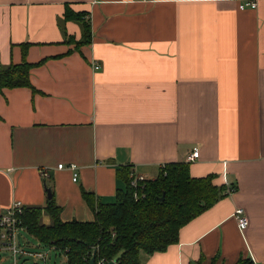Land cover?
Returning a JSON list of instances; mask_svg holds the SVG:
<instances>
[{
    "label": "crops",
    "instance_id": "obj_1",
    "mask_svg": "<svg viewBox=\"0 0 264 264\" xmlns=\"http://www.w3.org/2000/svg\"><path fill=\"white\" fill-rule=\"evenodd\" d=\"M247 1L0 0V66L27 43L38 91L0 92V212L48 185L64 222L92 221L84 189L114 203L118 168L153 180L197 149L191 175L230 192L142 264H264V0Z\"/></svg>",
    "mask_w": 264,
    "mask_h": 264
},
{
    "label": "trees",
    "instance_id": "obj_2",
    "mask_svg": "<svg viewBox=\"0 0 264 264\" xmlns=\"http://www.w3.org/2000/svg\"><path fill=\"white\" fill-rule=\"evenodd\" d=\"M85 15L69 8L66 13L67 18L85 25L87 35L90 24L83 19ZM88 42L89 39L78 42L76 49ZM27 46L22 45L24 58L20 64L0 66V92L27 87L38 93L30 81L31 68L36 65L26 60ZM131 170L128 166L118 168L117 178L124 187L117 189L114 203L98 202L93 193L82 191L94 220L64 222L62 207L52 191V199L45 206L25 207L23 226L40 244L65 254L67 264H89L94 253L96 264L115 260L117 264H142L144 255L165 252L179 243L181 229L230 192L226 186L214 183V175L196 178L191 175L189 162H173L162 166L155 179L143 182L140 199H136L130 183ZM45 186L46 190L50 188ZM43 214L50 217V224L43 222ZM217 261L212 259L210 264ZM202 262L200 259L195 264ZM236 264L255 263L247 257Z\"/></svg>",
    "mask_w": 264,
    "mask_h": 264
},
{
    "label": "built area",
    "instance_id": "obj_3",
    "mask_svg": "<svg viewBox=\"0 0 264 264\" xmlns=\"http://www.w3.org/2000/svg\"><path fill=\"white\" fill-rule=\"evenodd\" d=\"M256 1H247L242 4L241 8H252L257 7ZM97 69L100 68L98 65L95 66ZM200 157L199 150H192V153L188 156L187 160L189 162H195ZM58 168H66L67 170H72L73 173V181H77L78 166L76 164H69V166H64L63 164L58 165ZM44 177L47 175L45 172L43 173ZM147 179L142 175H137L134 171L130 172V183L132 188L134 189V197L136 199H140V187H142L143 182ZM25 205L21 201H14L12 205L5 211L0 212V257L5 252H9L11 257L14 259L13 264H18V257L28 259V257H36L41 261H44V264L48 261V253H33L27 246H30L29 240L23 238L21 232H28L26 228L23 226V213H24ZM235 218L237 220V224L239 225L240 231L244 232L246 227L248 226V217L245 214L243 209H238L235 212ZM23 238V239H22ZM55 249L54 247H51ZM56 250V249H55ZM65 255V254H64ZM66 258V257H65ZM98 264H106L104 261L99 262Z\"/></svg>",
    "mask_w": 264,
    "mask_h": 264
},
{
    "label": "rangeland",
    "instance_id": "obj_4",
    "mask_svg": "<svg viewBox=\"0 0 264 264\" xmlns=\"http://www.w3.org/2000/svg\"><path fill=\"white\" fill-rule=\"evenodd\" d=\"M43 222L45 224H50V219L48 215L43 214ZM23 235V238L26 240L28 239L30 242V246H27V249L35 252L40 253H48V261L46 264H67V258H65V255L63 253H60L59 251H56L55 249L51 248L50 246L40 244L32 235H30L28 232H21ZM22 238V239H23ZM18 264H44V261L36 258V257H28V259H24L21 257H18ZM14 259L11 257V254L9 252H5L2 257H0V264H13Z\"/></svg>",
    "mask_w": 264,
    "mask_h": 264
},
{
    "label": "water",
    "instance_id": "obj_5",
    "mask_svg": "<svg viewBox=\"0 0 264 264\" xmlns=\"http://www.w3.org/2000/svg\"><path fill=\"white\" fill-rule=\"evenodd\" d=\"M47 192V199L48 200H51L52 199V189L51 188H48L46 190ZM161 200L163 201L164 200V197L162 196ZM89 264H96V257H95V253L92 255V258L89 262ZM107 264H117L116 260L115 261H112V262H109Z\"/></svg>",
    "mask_w": 264,
    "mask_h": 264
}]
</instances>
